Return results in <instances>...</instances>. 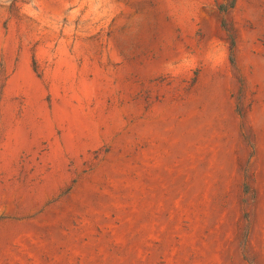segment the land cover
Masks as SVG:
<instances>
[{
	"label": "rangeland",
	"instance_id": "obj_1",
	"mask_svg": "<svg viewBox=\"0 0 264 264\" xmlns=\"http://www.w3.org/2000/svg\"><path fill=\"white\" fill-rule=\"evenodd\" d=\"M0 264H264V0H0Z\"/></svg>",
	"mask_w": 264,
	"mask_h": 264
}]
</instances>
